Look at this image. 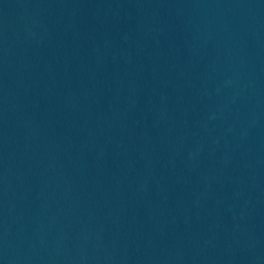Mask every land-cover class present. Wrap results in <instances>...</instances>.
<instances>
[{
  "label": "water",
  "instance_id": "water-1",
  "mask_svg": "<svg viewBox=\"0 0 264 264\" xmlns=\"http://www.w3.org/2000/svg\"><path fill=\"white\" fill-rule=\"evenodd\" d=\"M0 264H264V0H0Z\"/></svg>",
  "mask_w": 264,
  "mask_h": 264
}]
</instances>
